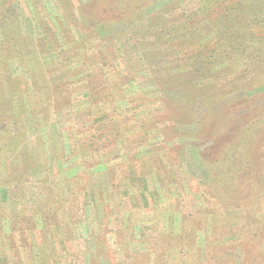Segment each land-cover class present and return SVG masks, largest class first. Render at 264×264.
I'll use <instances>...</instances> for the list:
<instances>
[{
	"label": "trees",
	"instance_id": "16d2710c",
	"mask_svg": "<svg viewBox=\"0 0 264 264\" xmlns=\"http://www.w3.org/2000/svg\"><path fill=\"white\" fill-rule=\"evenodd\" d=\"M183 1L78 2L83 20H88L87 13L96 4L103 8L105 16H118L130 23L133 46H138V54L147 67L142 68L127 43L118 41L121 31L109 35L106 46L98 45L97 49L92 46L94 36L104 33L102 28L106 25L113 29L112 23L102 19L96 21L98 24L91 22L94 36L76 37L71 29L74 12L66 9L70 0H55L63 13L53 21L54 27L41 13L35 15L43 32V37L35 40L38 50L27 36L22 0H0V229L8 226L9 231L4 229V234L12 232L11 250L4 248L3 254L7 255V251L16 254L18 247L23 249L27 245L37 247L33 262L17 259L15 264H64V258L70 259L73 249L76 250L73 225L81 223L82 194L87 205L91 204V195L89 187L82 183L84 175L66 169L77 161L79 168L108 165L107 159L116 151L107 150L111 146L104 143L105 130L110 132L109 141L125 140L127 150L138 156L149 132L160 121L165 122L154 113L141 118L138 130L130 138L119 120L113 118L117 103L126 98L125 93H120L125 79L130 76L136 79L143 70L148 72L146 78L160 89L159 97L154 98L162 104L158 114L170 122L162 127L164 139L175 133L182 140L181 149L171 150L167 155L170 168L165 170L169 175L160 176L159 180L165 187L177 184L182 188L172 167L190 162L192 146L196 144L195 148L200 150L198 160L192 157L191 164L201 175L198 177L203 179L204 188L194 178L197 183L192 189L196 195L202 190L205 200L198 207L193 204V209L187 201L191 210L187 209L181 200L190 198L189 191L183 187L184 193L174 200L175 210L168 215L169 231L151 249L153 259H159L162 254L159 250L164 249L178 250L180 259L189 258V264H236V259L233 262L224 252L236 248L244 254L243 264H264V0H224L211 19H202V7H185ZM37 35L41 36L39 32ZM93 49L95 53H91ZM52 51L57 56L46 66L42 54ZM74 59L83 62L78 70L85 80L81 87L83 100L90 106L109 105L108 113L91 116V126L80 130L90 133L84 140H75L69 133L66 138L64 134L59 137L48 121L55 114L69 121L70 127L76 125L72 120L76 115L72 102L74 88L63 84L55 90V84L51 83L57 76L59 82L65 83L71 74L77 73L67 68V62ZM152 99L139 93L128 98L127 106L133 108ZM109 118L110 124L100 126ZM29 131L37 134L31 142ZM204 144H209L206 151L201 149ZM164 146L143 147L145 156L138 159L143 161L142 165L152 164L156 162V151ZM158 160L164 163L161 157ZM131 168L135 167L127 162L117 167L119 177L125 173L129 181L124 185L118 178L116 207L109 208L113 212H120L124 199L133 197L139 177L146 184V174L138 177L135 172L130 173ZM201 168L207 173V182ZM57 170H62L60 176ZM39 174L43 178L35 197L28 191V184L33 175ZM106 190L98 189L96 194L101 204ZM154 192L159 197L158 191ZM5 202L9 203L8 215ZM109 209L105 212L110 213ZM131 220L117 217L116 223L122 229L117 231L118 241L126 236L129 226L131 237H135L134 227L128 224ZM234 224L238 225L232 227ZM201 230L206 233L205 247L198 241ZM228 236L233 239L227 240ZM101 243L100 247L106 251ZM0 260L6 262L1 254ZM132 260L137 262L136 257Z\"/></svg>",
	"mask_w": 264,
	"mask_h": 264
},
{
	"label": "rangeland",
	"instance_id": "374dc122",
	"mask_svg": "<svg viewBox=\"0 0 264 264\" xmlns=\"http://www.w3.org/2000/svg\"><path fill=\"white\" fill-rule=\"evenodd\" d=\"M82 1L88 2L90 0H70V2H68V8H66L70 9L71 12H74L73 14L75 15V21L74 25L71 26V29L73 30L74 34H76V37L85 38L89 36L90 38H92L94 34H92L93 32L91 27L94 26L91 22H94V24H98L96 21L102 19L106 23H112L113 29L106 25L102 28L104 33L98 36H94L95 39L92 41V46L96 47V49L98 48V45L106 46L105 42L110 38L109 35H113L114 32L117 33L118 31H121L122 33L119 34L120 39L118 41L126 42L128 45V49L133 52V56L139 61V64L142 66V68H147L145 67L146 64L143 62L141 55L138 54V46H133L135 45V41L132 40L131 31L128 30L130 23H128L126 20H120L118 16H111L108 14L107 16H105L102 12L103 8L97 6L96 4L95 6L92 5L90 7L91 10L87 13L89 17L88 20H83L81 18L82 13H80L78 9L79 4L82 3ZM217 1L218 0H185L182 2V5L192 8H198V6H200L204 9L202 19H211L218 14L219 10L224 4L222 3L224 0H219L218 2ZM20 6L22 8L21 12L24 15V18L26 19L28 25H26V31H28L27 36L32 40H30L32 43V47H34L35 50H38L35 40L37 38L43 37V32L40 25H38V23L35 21V15L37 14V12L41 13V15L45 17V19H47L46 21H48L52 25V27H54V22L62 17L63 8L59 7L55 3V0H22ZM92 19H94V21H91ZM118 19L120 21H118ZM37 32H39L41 36L37 35ZM61 35L63 37V34ZM120 46L121 43L118 42L117 47ZM95 51L96 50L93 49L91 50V53H95ZM56 56L57 53L54 51H52V53L45 52L42 54V63L47 66L51 61H53V58H55ZM67 65V68L69 70L72 69V71L75 70L74 72H77L74 73V75H70V80H66L65 83L59 82V76H57L55 80L50 81L52 84H55V90H59L61 87H63V84L68 85L70 88H74V90H72V92H74L72 102H74L75 105L74 109L76 115L72 120L74 121L73 124L76 125L70 127L71 125L69 124L71 123L69 121L65 122L60 116H56L55 114H52L53 116H49L48 121L50 122V127H54V131H56V135H58L59 137L60 135L62 136L64 134L63 138H66V136L68 135L67 133H69L74 136L75 140L88 139L90 135V133L87 132L88 130L86 131L88 134L86 132L83 133L80 130L82 128L91 126V121L93 118L91 116H98L104 113H108L109 105L107 103H100L97 104V106L87 105V103L83 100V95L81 94L83 91L81 90V87L85 83V80H83L82 78L83 73L78 72V70L83 67V62H81L80 59H74L72 61H68ZM147 74L148 72H145L143 70V72H139V75L136 79H133L132 76H130L128 79H125V85L121 86L120 93H125L126 98L124 97L119 100V102L117 103V114L113 117L114 119L119 120V122L122 124L121 127L124 133L127 135V137L130 138H132L138 130L137 122L139 119L150 117L153 113L159 115L161 120L164 119L163 121L165 122L160 121L158 123V129L156 128L153 131L149 132L147 138L145 139V141H143L141 147L138 150L139 153H141L138 154V156H135L134 151L129 152L126 147L125 140L120 139V141L118 142L116 140L109 141L110 132L105 130L104 135H106L107 137L104 138V143L107 144L108 147L111 146V148H108L107 150L116 151L113 154V157L107 159L109 164L107 165V163H104L95 166L89 164V167L86 166L84 168H79V161H77L73 163L70 168L66 169L67 171L71 169L69 172H73L74 174L84 175V179L81 176L82 183L89 187L91 204H85V197L82 194L80 204L82 211L81 216H79V220L81 223H76L75 225H73V228L75 230L74 241L76 250L75 248L73 249L70 259L69 257L63 259L64 264H69L70 262L71 264H124L125 262H129L131 264L190 263L189 258H183L184 261L180 259L178 250L167 251L164 249H160L159 254L161 253V251L162 254L160 258L156 260L153 259L154 253L153 251H151V249H154L156 241H158L159 243L163 236L169 231L170 226L168 215L175 210L174 200L177 199L178 195L184 193V188L185 190L187 189L189 191V193L187 194L190 198L181 200L182 204L185 203L184 205H187L186 202L188 201V205H190L191 202L193 209L195 205H197L198 207L201 203H204L205 200L202 190L199 191L198 195H196V193L192 189V186L197 183L196 181H193L194 178H197L198 181L202 182V188H204V184L202 181L203 179L198 177L201 175L197 174L196 170L192 168V157L194 160H198L200 151L195 148L196 144L192 146L193 148L192 154L190 155V162L189 160H187L185 161V165L179 164L172 167V169L176 173L177 178L179 179L180 183L183 184L184 188H180L177 184H175L174 187L172 185H170L169 187H165L162 181L159 180L161 178L160 176L164 178L169 175L165 170V167L166 169L170 168L167 164V155L171 154V150L175 152L176 150H180L182 147V140L178 136H176L175 133L170 136V134H172L171 131L168 132L170 138L166 140L164 139L162 134V127L169 126L170 122L166 120L163 114H158V112H161L162 110V104L159 100H154V98L159 97L158 95L160 89L154 85L152 80L150 81L146 78ZM64 75L68 76L66 72ZM64 75L62 76V78L65 77ZM139 93L143 94L148 99H153L144 100L133 108L128 107V98L134 95H138ZM111 112L112 111L110 110V113ZM108 123H111V118H109L105 122H102V125L100 126L104 127ZM36 135V133L33 135L31 134V131H29L27 135L29 141L31 142L32 139L35 140ZM63 143L64 140H61V146H63L64 148L65 145H63ZM162 144H165V146ZM207 145L209 144L201 145V149H204V151H206L205 149H207ZM159 146H164V148L156 151V162L152 164L146 163L145 165H142L143 161L141 160L140 162V159L138 158H144L145 156V149L143 147H147V149H158L160 148ZM94 155L97 157L96 153H94ZM158 157H161L164 163H161L158 160ZM126 162L132 167L138 169L136 171L135 168H131V174L135 172L134 174L138 177L139 175H142L144 173L146 174V184H144V182H142V178L139 177L137 188L134 187L133 197H127L124 199L123 203L120 206V212H113L109 208L116 207L115 203L119 192L118 188L116 187L118 185V178L124 185L129 181V176H127V174L124 173L123 176L119 177L117 170L118 165ZM203 170L204 168H201V173L203 174V177L207 182V173L205 170ZM194 171L196 174L194 173ZM57 172L60 176L62 170H57ZM31 178L32 179L28 184V191H30V194L36 197L37 191L39 190L37 185L39 184V180L43 178V174L33 175ZM121 182L119 184H122ZM101 188L107 189L103 195L102 204L99 202L96 196V194L98 193V189ZM122 191L127 192V190L125 189H122ZM154 191H158V193L160 194L159 197ZM3 204L5 205V214L8 215L9 203L5 202ZM193 204L195 205L193 206ZM188 205L186 206V208L191 210ZM107 209H109L110 213L105 212V210ZM117 217H121L122 220L125 221L129 220L130 218L133 219L128 222V224L131 223L132 227H134V238H132L133 236L131 237L130 235L131 230L129 226L125 230L126 236H122L123 240L118 241L117 231H119V229L121 228H119V225L116 223ZM262 217L264 220V210L262 211ZM207 220L209 224L208 230L211 231V220L209 221V218ZM236 225L234 224L232 225V227ZM4 229L6 232L9 231L8 226L2 227L0 229V254L4 259H6V262L3 261L2 263V260H0V264H15L17 262V259H23L28 263L33 262L36 259L37 254V247L35 245H27L24 246L23 249L21 247H18L19 249L16 254L7 251V255L5 254L4 256V248L11 250L9 245L11 239L10 235L12 234V232L9 234H4ZM205 234L206 233L203 230L199 231L198 241L199 245L202 247H205ZM15 236L17 238L16 241L19 242L20 240L17 233L15 234ZM230 238L233 239L232 236H228L226 239L229 240ZM101 242L104 243L106 251H104L103 247H100V245L102 244ZM225 250V254H227L228 257H231V259H233V262L236 259V264H243L242 261L244 259V254L242 253V251L236 248H227ZM85 251L88 253H83ZM134 257H136L137 262L134 260H132V262L130 261V259H134Z\"/></svg>",
	"mask_w": 264,
	"mask_h": 264
}]
</instances>
